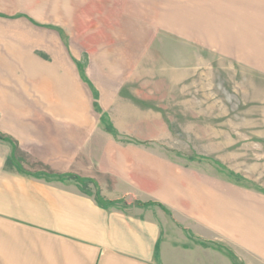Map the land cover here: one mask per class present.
<instances>
[{"label": "rangeland", "instance_id": "rangeland-1", "mask_svg": "<svg viewBox=\"0 0 264 264\" xmlns=\"http://www.w3.org/2000/svg\"><path fill=\"white\" fill-rule=\"evenodd\" d=\"M2 7L23 12V23L58 29L78 61L87 44L95 49L113 38L138 44L129 48L139 51L126 80L132 100L107 96L105 104L92 84L83 141L67 143L59 165L24 154L26 169L89 174L108 197L161 201L177 217L183 188L209 196L228 182L264 200V0H15ZM160 9L166 28L135 25ZM115 24L121 36H113ZM41 32L49 43L56 39ZM47 48L33 51L48 62ZM77 65L90 86L88 63ZM4 118L0 110V141ZM14 209L23 217V207ZM156 215L163 233L167 223L157 208Z\"/></svg>", "mask_w": 264, "mask_h": 264}, {"label": "crops", "instance_id": "crops-1", "mask_svg": "<svg viewBox=\"0 0 264 264\" xmlns=\"http://www.w3.org/2000/svg\"><path fill=\"white\" fill-rule=\"evenodd\" d=\"M14 1L0 0L1 141L9 144L8 151L0 144V264H264L260 194L228 182L209 196L183 188L177 217L161 201L108 197L89 174L24 167V154L48 165L65 163L66 144H76L78 136L83 141L91 125L93 85L105 104L107 96H115L113 103L132 100L126 80L139 51H129L138 46L135 39H106L95 49L85 45L78 61L58 29L23 23V12L16 16L2 7ZM156 10L135 25L148 31L170 25L167 12ZM112 27L113 36L121 34V27ZM45 30L56 39L45 40ZM35 47H51L50 61L35 55ZM81 62L89 65L90 86L79 76ZM21 144L23 162L16 152ZM156 208L167 223L163 233Z\"/></svg>", "mask_w": 264, "mask_h": 264}, {"label": "trees", "instance_id": "trees-1", "mask_svg": "<svg viewBox=\"0 0 264 264\" xmlns=\"http://www.w3.org/2000/svg\"><path fill=\"white\" fill-rule=\"evenodd\" d=\"M0 137H1V135H0ZM74 177H76V176H74ZM78 180H80V178H78ZM97 198H98V196H97ZM147 205V204H146Z\"/></svg>", "mask_w": 264, "mask_h": 264}]
</instances>
